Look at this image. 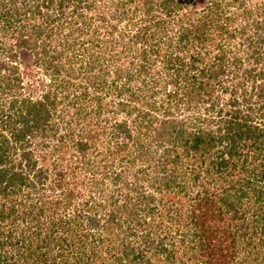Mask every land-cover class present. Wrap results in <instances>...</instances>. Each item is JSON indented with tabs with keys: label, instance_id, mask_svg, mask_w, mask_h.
Here are the masks:
<instances>
[{
	"label": "trees",
	"instance_id": "1",
	"mask_svg": "<svg viewBox=\"0 0 264 264\" xmlns=\"http://www.w3.org/2000/svg\"><path fill=\"white\" fill-rule=\"evenodd\" d=\"M36 1L31 7L28 0L21 4L18 0H0V19L6 24L1 31L11 30V36H16L19 30L20 58L23 54L34 56L38 46L35 38L45 36L56 22L51 17L46 18V27L31 23L27 17L31 12L34 19L43 16V8L50 12L55 0ZM68 1L59 0L57 14ZM139 1L146 8L149 25L145 24L135 37L132 46H139L137 55L133 57L129 43H123L126 50L116 57L111 71V61L104 58L114 49L109 47L111 41L100 42L99 35L83 49V54L90 55L82 56L84 64H89L85 72L89 73L91 65L93 69L99 67V74L91 76V84L94 88L97 85L94 91L113 98L111 109H106L104 97L97 96L92 112L77 109L78 117L73 122L83 121L89 126L91 114L100 116L111 111L105 123L110 125L109 134H115V146L123 151L132 142L137 147V156L145 160L140 171L151 175L152 170L156 179L160 177V186L152 187L156 192L163 195L174 186L182 193L193 189L195 193L189 191L188 209L173 216L164 212L158 215L153 206L149 210L151 219L142 223L143 228L129 227L130 233L117 235L111 239L112 245L107 244L104 233L116 220L114 212L108 213L102 225L90 207L86 214L57 217L55 202L42 198L41 192L50 185L49 170L37 159L33 139L46 137L56 126L53 118L59 102L42 88L44 94L34 101V92L28 89L29 99H22L21 105L17 99L8 106L4 105L7 101L0 102V197L6 201L26 191L24 196L32 204L21 203L26 209L17 215L21 220L15 218V205L5 213L4 204L0 219L19 223L36 210L52 218L51 226L45 241L44 231L37 227L23 230L22 251L17 249L18 244L13 245L11 250L15 249L17 256L6 255L0 264H160L163 260L164 264H264V4L260 13L248 5V0ZM72 2L76 11L78 5L86 9L94 6L89 5L90 0ZM79 15L83 19L80 11ZM24 18L27 24L14 30V24ZM144 38L150 42L149 47L139 45ZM13 50L12 46L10 54ZM152 52L154 57H148ZM15 57L0 64V71L17 72L10 66ZM113 74L115 79H111ZM12 91L10 85L0 84V94ZM64 94L63 99L72 105L81 100L79 94L71 95L68 89ZM91 144L82 140L78 148L86 151ZM184 160L187 171L183 170ZM186 174L191 176L189 185H183ZM138 189L141 197L142 186ZM141 198L150 205L156 202L149 192ZM81 218L90 224L86 227L91 232L86 233L88 245L79 238L84 230L74 224ZM177 223H181L180 230L171 234L169 226ZM162 226L163 232L169 233L160 234ZM34 235L39 236L36 246ZM2 237L0 229V259L2 250L13 242L10 235L4 240ZM178 247L184 256L176 253ZM25 248L29 250L27 255Z\"/></svg>",
	"mask_w": 264,
	"mask_h": 264
},
{
	"label": "rangeland",
	"instance_id": "2",
	"mask_svg": "<svg viewBox=\"0 0 264 264\" xmlns=\"http://www.w3.org/2000/svg\"><path fill=\"white\" fill-rule=\"evenodd\" d=\"M28 1L30 3L28 5H32L31 7L37 3L36 0ZM90 1L91 3L89 5H94L91 9L84 8L86 7L85 5H78V10L83 14V19H86L85 22L82 21L83 19L79 15V11H76V6L72 0H69L65 4L60 14H57L59 0H55L53 7L50 8V12L49 9L43 8V16L39 15L34 19L32 18L34 17V13L32 12L30 16H27L32 19V24H43L44 27L47 26L45 24L46 18L51 19L52 17L56 20V22L50 25L45 36L35 38V41H38V46L34 50L35 57L32 54H23L22 58H20L18 54L20 49L17 47L19 30H17L16 36H11L12 32L10 29L6 30H10L9 32H2L1 29L6 28V24L0 19V64H7L12 55H17L15 57L16 61L12 64L9 63L11 67L17 69V72H13L12 74L7 69L0 71V79L5 76L4 80H0V84L5 87L10 85L14 90L8 94H0V102L3 99L7 101L4 105L8 106L10 101L17 99L19 101L18 105H21L22 99H29V90H33L34 94L30 95L33 97L32 100L36 101L44 94L41 88L52 95L51 99L57 97L56 101L59 103L53 118V123L56 126H52L53 129L47 132L46 137L38 136L33 139V149H35L36 154L38 153L36 155L37 159L43 167L49 170L48 179L50 185L47 184L41 192L43 195L42 198L46 201L52 200V202H55L53 208L56 209L57 213L55 214L57 217H61V215L68 217L78 212L86 214L87 207H90L93 215H97L102 225L104 220L108 218V213L114 212L116 220L111 226L113 227V231L109 227L104 233V236L107 238V244L112 245L113 242L111 239H115L121 233L122 237L130 233L131 229L129 227L139 228L138 225H140L143 228L142 223L147 219H151L149 210L153 206H155L158 215L164 212L173 216L179 210L186 211L191 202L189 198L192 196L189 191H192V193L195 192L188 186L185 187H188L189 191H184V193L181 192L178 186L176 188L175 186L172 187L171 192L165 190L166 192L163 195L162 193L156 192L152 187L160 186V177L156 179V175H154L152 170H149V174L151 175H145L140 171V168L144 166L145 160L144 157L139 158L137 156V147L132 142L123 151H120L115 146L114 142L117 141L115 134H109L110 125L105 123L106 119H110L112 116L111 111L100 116L97 114L94 116V113L91 114L89 126L88 123L83 121L80 123L73 122L78 117L76 115L78 113L77 109L83 108L86 112H92L95 106L93 105V101L97 96L104 97L107 110L111 109V103H113V98L109 96L105 97L101 91H94L97 85L95 88L92 86L91 76L95 75V73L97 75L99 74V67L93 69V65H91L89 67V73L85 72L87 69L85 67L89 64H84L82 56L86 55L88 57L90 55L88 53L83 54V49L93 44L95 42L94 38L99 35L102 39L99 38L100 42L111 41L109 47L110 49H114L106 52L104 58L111 61L113 65L111 71H114L116 59L123 55V49L126 50L123 43H129V51L133 57L138 54L139 50H136V48H139V46H135L134 48L132 45H134L135 37L140 32L139 30L145 24H148L145 12L146 8L139 0ZM10 2L11 0H8V3ZM21 2L22 0H18V3L21 4ZM248 3L250 7L256 8V11L260 13L263 11L262 5L264 4V0H248ZM8 5L11 8L10 4ZM20 7L21 5L18 8ZM239 21L241 22V20ZM26 24L27 20L24 18L21 22L14 24L16 26L13 28L15 30L17 27ZM49 35L52 36L50 41ZM169 39L171 38L169 37ZM68 44L69 46H67ZM149 44L150 42H147V38H144L139 45L148 46ZM45 45L46 47H44ZM12 46L14 50L10 54L9 50H11ZM74 48L75 52L73 50ZM38 52L40 54L39 57L37 55ZM148 57H154L153 52ZM39 59L41 62H38ZM84 61L88 60L85 59ZM119 65L126 67L127 63L119 62ZM56 70H59V72L57 73ZM114 77L113 74L112 78H110L115 79ZM19 82H22L20 87L18 86ZM132 83L134 87H138L137 82L132 81ZM83 88L87 90L84 91ZM67 89L71 95L79 94V97L81 96V100L77 104L72 105L68 103L69 101L67 99H63L64 92ZM61 100L63 102H60ZM15 110L16 108L9 109V111ZM98 135L100 139H97ZM82 140L92 143L86 151H81L78 148V143ZM184 164L185 169L183 168V170L187 171L188 163L186 160H184ZM59 173H62V179L58 181L57 175ZM118 174H121L120 178H117ZM185 177L186 179H182L184 181L183 185H189V178L191 176L186 174ZM137 184L138 187L135 188ZM140 186H142L143 190L142 195L149 192L150 195L155 197L156 202H153L152 205L148 204L149 201L141 202L142 195L141 197L139 196L141 192L138 189ZM185 190L187 189L185 188ZM188 192L190 195H188ZM26 193L28 192L17 193L14 198L10 196L6 201L4 197H0V207L5 204L6 209L4 211L8 213L9 207L15 205L14 211H18L15 218H19L17 215H20L21 212H26L25 206L21 207V203L32 204L31 201H27V195L24 196ZM37 200L38 197L33 201L36 202ZM48 211L49 213L51 212L50 210ZM19 219L21 220V218ZM51 219V217H44L42 213L36 210L33 211V216L19 223L13 222L11 219H0L3 240L10 235L13 241L12 244L8 245L9 248L2 250L3 257L0 260L4 261V256L6 255L17 256V251L15 249L11 250L13 245L18 244L17 249L19 248L22 251L23 247L20 246L23 242V230L27 229V231H32V228L37 227L41 231H44L42 233L43 235L45 233V236H42V238L45 241L49 236ZM175 221H178L177 218H175ZM56 222L61 225V222ZM74 224L77 228L80 226V231L82 229L84 230L82 231L84 233L79 238L87 241L88 245L89 240L86 239V233L91 232L86 231V227H89V222L85 218H81L79 222ZM179 225L181 223L173 224V226H169L170 228L168 230L171 231V234H176L180 230ZM161 229L160 234L165 235V233H169L165 230L163 232V226ZM38 238L39 236L34 235V239H32L35 246ZM131 239L133 240V238ZM96 245L98 246V244ZM23 251L25 255L29 254L28 249L25 248ZM175 251L183 256L185 254L181 247H178ZM164 263L165 261L163 260L160 264Z\"/></svg>",
	"mask_w": 264,
	"mask_h": 264
}]
</instances>
